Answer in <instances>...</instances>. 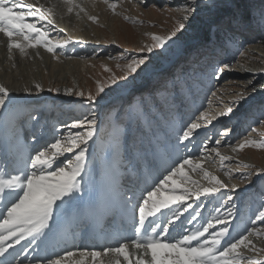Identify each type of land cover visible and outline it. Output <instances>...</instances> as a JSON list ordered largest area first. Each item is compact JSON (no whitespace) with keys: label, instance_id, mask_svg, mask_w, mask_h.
Masks as SVG:
<instances>
[{"label":"snow or ice","instance_id":"snow-or-ice-1","mask_svg":"<svg viewBox=\"0 0 264 264\" xmlns=\"http://www.w3.org/2000/svg\"><path fill=\"white\" fill-rule=\"evenodd\" d=\"M66 2L70 5L67 9L69 13L74 9L78 10L77 14L85 11L81 5L73 4L72 0ZM103 2L116 14L117 0ZM223 2L224 0H186L184 14L170 32L165 35L153 34L152 42L141 47L139 53H122L118 57H109L124 62L122 66L117 65L121 68V75L112 74L107 81L97 82L95 93L89 91L86 94L82 90L65 89L64 95L84 98L83 104L89 109L82 118L64 125L67 134L54 131L46 139L40 129L39 115L42 109L27 102L10 108V90L0 85V120L7 124L17 117L26 119L33 126L31 138L35 141L27 154H24L18 141L13 143L11 149L0 150V264H24V260L18 261L17 257L23 255L26 260L29 249H39V238L45 236L46 230H52L68 208L80 199L77 194L85 191L84 175L89 161V142L101 131L96 109L101 106L108 91L114 90L113 86L120 88L130 79L134 80L147 67L151 54L175 43L174 38L178 39V33H182L187 23L194 20L202 9L215 14L220 11ZM43 8V5L27 3L25 0H0V33L7 38L9 51L19 49L23 53L25 48L43 47L55 55L58 49H63L71 42V37L63 43L52 41L50 30L55 28L53 12L52 9L44 11ZM260 17L264 22V9H261ZM88 19L96 22L98 18L89 16ZM251 19V9L247 14L237 9L222 19L214 20L213 24L217 28L238 31ZM59 31L63 32V29ZM105 70L111 71L107 66ZM224 71V67H214L212 78L217 79V73L222 75ZM255 90L253 87L252 91ZM32 91H43V87L36 83L34 89H23L28 94ZM48 91L60 94L61 89L49 88ZM244 99L245 94L240 93L234 103ZM137 104L139 107L134 110L135 116L137 119H144L147 101L141 99ZM129 108L132 109V105ZM233 111L232 106L212 116L205 111H198V115L194 114L191 119L181 121L169 134V140L174 138L176 141L172 147L176 150L180 147L188 149L200 135L202 128L212 124L218 116L230 115ZM132 114L131 111L110 112L108 115L111 117V126L119 131L124 118H131ZM255 122L264 124V107L260 109V118ZM230 131L225 129L220 135L226 136ZM210 144L215 146L210 147ZM220 145L221 139L206 138L200 142L201 155L207 160L214 153L221 162L230 161L232 157L221 154ZM253 146L264 149V141L244 139L236 142L234 146L229 145L233 152ZM141 147L145 158L150 153L154 159H163L160 147L153 144L151 139L147 146L142 141ZM164 152H167V146L164 147ZM244 167L248 168L249 165ZM197 171L203 173L209 186L201 187L196 180L190 178L188 173ZM165 173L151 184H146L138 196L136 193L132 196L121 194L124 206L132 213L133 237L130 240L121 239L114 245L99 249H65L51 256L37 255L30 264H84L85 256L90 258L91 264H104L102 257L110 254L123 257L126 264H132L130 247L143 255V258L135 260V264H264V258H250L240 251L242 248L257 251L249 237L264 236V203L250 219L244 232L233 236V221L236 219L234 193L238 185L233 184L229 189L228 184L205 170L202 163L193 162L189 157L176 159L165 169ZM225 174L230 178L233 175L231 171ZM236 175L251 184L252 176L264 175V169H256L254 173L237 172ZM176 178H179V182ZM184 182L196 185L195 189L182 187ZM222 189L229 190L223 192ZM217 194L222 198L221 207L216 209L217 215L207 219L200 210L205 206L198 201L201 197H215ZM189 200L192 202L189 203ZM228 205L230 207L221 213V208ZM193 222H197L198 226ZM186 224L191 227H185ZM177 228L181 231L173 236L172 233ZM17 245L21 246L18 250ZM259 251L264 252V249ZM77 252L80 256L73 259ZM116 264H120L119 259Z\"/></svg>","mask_w":264,"mask_h":264},{"label":"rangeland","instance_id":"rangeland-1","mask_svg":"<svg viewBox=\"0 0 264 264\" xmlns=\"http://www.w3.org/2000/svg\"><path fill=\"white\" fill-rule=\"evenodd\" d=\"M120 2H122L121 5ZM117 3H119L120 7L116 9V14H114L107 5H104L103 10L101 11L98 8L96 9L95 6L90 5V9L82 6L85 11L79 12V14H77L78 10L76 9L69 13L67 10L70 6L69 4L61 5V20L64 21L65 16L67 15L68 24L70 25L71 21H73V23L70 25L71 31L69 32L63 28V32H60V26L55 23V29L58 30V34L50 35L52 41L63 43L68 39L65 37L66 35L74 38L80 36L82 41H90L91 46H80L81 49H85L84 55L81 56H78V54L66 55L63 50L62 52L60 51L61 49H58L56 54L53 55L52 53L47 52L43 47H38L44 51V57L39 55L38 57L32 58L29 62L23 61L22 65L19 66V70L28 73L25 79L35 80L37 78V81L41 82L39 84L45 88L43 90H47L46 92H49V88H59L60 86L65 85V88L67 89L74 86V90H82L86 94L89 91L95 93L97 82L102 83L107 81L112 74H115L116 76L121 75V68L117 67V65L119 64L122 66L124 62L117 59H109V57H118L122 53L125 55L139 53L141 47L152 42L151 36L153 34L165 35L170 32L177 23L180 22L185 8L187 7L186 0L184 2H176L175 0H173V2H171V0H150L146 3H142L139 0H128L126 2L124 0H117ZM73 4L80 5L82 3L77 1L73 2ZM237 9L245 14L251 9V21L241 27V29L249 28V30H255L254 32H251L249 39L243 38L245 35H240L236 31L228 30L226 28H217L213 24L214 20L222 19L220 14L221 11L226 12L225 16H227ZM261 9H264V0H224L220 6V11L215 14L202 9L194 20L187 23V26L182 33H178V39L174 38L175 43H170V46L166 45L164 49L155 50V52L151 54L147 67L144 68L143 71H140L139 75H137L134 80L130 79L127 84L121 82L123 84L122 87L116 88L113 86L114 90L108 91L105 99L101 101V106L96 109L100 128L105 129L106 131L104 133L107 135L113 137L119 136L120 140L124 136V131L128 128H134V131L136 132H130L129 135L133 134L136 138L145 136L144 130L150 132L152 130L155 131V129H161L159 124L156 123L161 119L159 118L161 116V110L156 107H152V110H149L148 113H146L147 111L144 112V119H142V121L134 117L133 114L131 118L125 117L123 126L119 131L111 126V117L108 114L110 112L114 113L115 111L130 112L131 109L127 106H117L119 98L127 92H134V90L139 88V85L148 83L150 80L157 77L161 68L170 64L175 57L181 55L185 50L191 48L193 53H201L208 47L218 44L221 46L220 51H222V53L223 50H230L232 52L234 55L232 60L228 64L222 65L226 71H224L222 75L217 73V79L212 78L214 67L208 68L207 71H201L195 68L194 72L198 75L196 78L193 77L195 74H193V69L188 72L189 81L186 82V86L181 87V89L184 90V97L187 98L188 94L193 92V90H191L192 87H194V90L198 88V94L196 95L198 100L193 99L187 102V104L191 111H196L198 109L199 111L208 110V112H213V107H215L214 102H218V113L226 111L228 106L233 107L234 111L232 114L218 116L216 120L221 118L220 121L222 122L218 121L215 123L216 120H214L212 124H210L215 130L218 128L231 130L229 134L226 135L228 137L226 142L220 145L219 150L222 155L227 153L225 152V149H227L230 144L234 146L239 140L249 139L257 142L264 141V124L255 122L260 118V109L264 107V104L262 107H257V105H261V96L264 95V22L261 21L260 17ZM53 14L56 15L57 13L54 12ZM89 16H96L98 19L96 22H93L88 19ZM125 17H129L130 19L126 20ZM81 23L82 26H78V24ZM73 24L77 26H73ZM86 24H89V27L83 29V26ZM0 35L3 34L0 33ZM203 37L204 40L198 42ZM90 38H92V40ZM71 41L74 40L71 38ZM222 41L226 43L223 44ZM164 58H166V61H164ZM63 59L79 60L80 65L70 68L69 76L66 78L67 80L59 82L55 80V76L57 74L61 75L60 72L62 70L59 68V64H61V61L64 62ZM105 66L111 71H106ZM236 68L239 69L236 70ZM246 70L254 72L252 78L244 77L243 74L238 76L234 73L240 71L245 72ZM228 71L229 73H227ZM203 72H205V74H203ZM231 73L232 75H230ZM256 73H259L258 76ZM205 75L208 77L201 80V77ZM44 78L46 79L45 85L43 84ZM179 81L182 80L178 79V82ZM197 84L200 86H197ZM33 86H35V84H33ZM253 87L256 89L255 91H252ZM49 93L60 103L65 102L66 104H69L67 106L72 107L74 104L79 107L81 109V114L80 117L75 119L82 118L89 111L88 107L83 104L84 98L67 96L61 92L60 94L55 92ZM213 93H215V95H213ZM240 93H244L246 99L234 103L237 101V96ZM45 94L46 93L43 92L42 95H38V98H45ZM115 99H117V101H115ZM18 102L20 101L18 100L15 105H17ZM132 108L135 110L137 106H133ZM147 109H149V106ZM253 109H258L257 112L255 111V114ZM154 115L157 117L154 118ZM212 115L214 114L209 116ZM228 117L236 120V122L229 120L225 122L224 120ZM245 117L254 118L244 119ZM151 118L153 119L152 121ZM139 122L141 123L138 125ZM224 123H226L225 126H223ZM149 124L151 125V129H149ZM166 124L168 125V123ZM242 127H249V130L242 131ZM240 130L242 131L241 134ZM139 131L141 132L139 133ZM205 136L206 135L201 136V141L205 140ZM218 138L219 137L217 136V139ZM224 138L225 137L220 138L221 141H223ZM212 146L215 145L213 144L211 147ZM238 152L236 159L240 158L242 159V162H252V168L264 169V149L253 146L245 148L242 152ZM212 156L214 157L211 158V162H216L218 168L221 164L227 162H221L219 157H216L214 153ZM197 161H204L205 163L207 162L210 164V162L203 160L201 157L193 159V162ZM252 168L249 167L246 172L241 169L236 170V174L237 172L254 173L256 169ZM263 176L264 175H253V182L251 184L242 181L238 175L233 176L236 180L241 181L235 193L240 189H245L247 191V188L252 192L251 201L247 199L246 194H244L242 199L235 198L234 196V211L236 215L240 213V209H246L245 205H247L252 209L251 216L254 217L261 204L264 203V191H258L257 188L253 190L255 180L262 178ZM204 180H206L205 177L202 181ZM202 181L199 180L197 182L201 185L203 183ZM232 181L236 184L239 183L235 182V180ZM230 188L231 187L229 186V189ZM229 189H222V191L226 192ZM220 199L222 200L221 197ZM260 199L262 201H260ZM227 207H230V205L223 208L227 209ZM256 238L262 239V241L259 239V243L256 244L261 245L259 250L264 249V236L256 237L254 235L249 237L252 241H256ZM240 251L243 255L250 258H264V252L262 251H259V254H254L251 250L243 248Z\"/></svg>","mask_w":264,"mask_h":264},{"label":"bare ground","instance_id":"bare-ground-1","mask_svg":"<svg viewBox=\"0 0 264 264\" xmlns=\"http://www.w3.org/2000/svg\"><path fill=\"white\" fill-rule=\"evenodd\" d=\"M81 6H85L88 7L91 6H95L96 9L98 8L100 11L103 10L104 5H106L103 0H77ZM77 1H72V2H77ZM82 1V2H81ZM125 2L128 0H124ZM142 2V0H139ZM150 0H143L142 3H146ZM176 2L178 1H185V0H175ZM25 2L27 3H33V4H40L44 6V9L46 11H48V9H52V12H56L57 16L55 14H53V18H54V22L59 25L60 29H65L66 31H71V23H73V21H69L70 25L68 24V18L67 15L65 16V20L62 21L60 18L61 15V5L63 4H68L66 2V0H25ZM171 2H173V0H171ZM122 4V2H120V5ZM119 3H118V7H120ZM177 5V4H176ZM117 7V8H118ZM94 8V7H93ZM137 8V7H136ZM43 9V10H44ZM90 9V8H89ZM44 10V11H45ZM93 10V9H92ZM95 10V9H94ZM97 11V10H96ZM61 12V13H60ZM155 13V12H154ZM223 13V14H222ZM150 14V13H149ZM222 18L226 15V12L221 11L220 12ZM59 15V16H58ZM73 26H77L74 25ZM78 26H82L81 24H78ZM89 27V24L84 25L83 29H86ZM255 30L248 29L247 31H244V35L245 36H249L251 34V32H254ZM51 33H58L57 29H52L50 30ZM65 36V35H64ZM66 38H69L70 36H65ZM74 41H71L70 43L66 44L64 49L68 48V50H77L78 48L81 47H87V45L91 46V42L84 40L82 41V38L80 36H78L77 38L75 37H71ZM92 40V38H90ZM67 40V39H66ZM7 38L4 35H0V85L6 86L7 88H9L10 90V98H11V104L9 105V107H13L14 104H16V102L19 100L21 101V104H24L26 102V100L32 98V100H35L38 98V95H42L43 92H45V97H53L51 96V94L49 92H46L45 90L37 92V91H32L30 94L28 93H24L23 89L24 88H32L34 89L33 84L36 83H41L37 81V78L35 80H26L25 77L27 76V72L19 70V66L22 65L23 61L25 62H29L32 58L34 57H38L39 55L44 57V51L41 48H25V51L22 53L19 49H12L11 51L8 50L7 48ZM71 43H75V44H71ZM82 43V44H81ZM190 49H187V51H189ZM46 52V51H45ZM185 53V51L181 54L183 55ZM48 55V54H47ZM71 55H73V53H71ZM81 55H84L83 53ZM78 55V56H81ZM180 56V55H179ZM178 57V56H177ZM59 59V58H58ZM81 59V58H79ZM64 60V59H63ZM58 61V60H57ZM61 64H59V68L62 70L60 73L61 75L57 74L55 76V80L59 81V82H63L65 80H67L66 78H68L69 76V71L70 68H74L77 67L78 65H80L79 60H64V62H60ZM176 64V63H175ZM175 66V65H174ZM242 68V67H240ZM239 68H236V70H238ZM244 70V68H243ZM226 71V70H225ZM229 73V71L227 72ZM236 75H244V77H251L252 78V74H254V72H251L249 70H246L245 72H234ZM257 76L259 73H256ZM232 75V73L230 74ZM234 75V74H233ZM43 83V82H42ZM46 83V79L44 78V85ZM63 86V87H62ZM59 88L61 89V93H64V90L67 89L65 88V85H62ZM71 86V85H70ZM74 87V86H73ZM73 87H71L73 89ZM225 88V87H224ZM45 89V88H43ZM163 91H166V87L163 88ZM168 95V93H165L162 96V99H165L166 96ZM127 95L123 94L122 98H126ZM158 96H155V99ZM67 99V98H65ZM117 100V99H115ZM175 100L177 101V105L179 106L178 109L176 108V106L174 105H166L163 108L164 112H167V114L169 113L170 116L168 115V117H171V119H175L178 118L180 119H185L187 117V114H192V116L198 113H194L195 111H191V109H187L186 104L179 102V97L175 98ZM65 103V102H63ZM218 102H214L215 107H213V112H208V110H206L205 112H207L209 115L214 114L217 115L218 114ZM66 104V103H65ZM73 104V103H71ZM69 105V104H67ZM68 110H75V108L67 106ZM210 107V106H209ZM44 108V106L42 107V109ZM2 111V110H0ZM190 118V117H189ZM40 120V126H41V131L47 126H53L55 127L56 125V121L51 118L48 114H44V122L45 124L42 125V119L39 118ZM221 118L219 120H216V122L220 121ZM72 121V120H71ZM14 123V125H12ZM26 123V119H21L19 117L15 118L14 120H12L10 123L7 124H3V120H0V150H6V149H11L13 143L15 142H19L20 145L23 147V149H30V146L32 144L35 143V141L32 140L31 138V133L32 130L30 129L29 126H25ZM140 124V123H138ZM210 126L206 125L205 129L208 128ZM225 126V125H223ZM103 128H101V132H102ZM6 131H8V134L6 135V137L4 136ZM67 131V130H66ZM45 132L46 134L48 133L47 131H42ZM128 133V132H127ZM208 135V132L207 134ZM160 139V143H157L155 145H157L158 147H160L161 150V154L164 152V147L167 146V152L169 153V162L168 164H170L173 161V158L175 156H177L178 154H180L179 150L174 149L170 143H168V129H165L163 131H161L159 133V135H157ZM200 136V135H199ZM199 136L197 138H199ZM250 137V136H249ZM150 138H148L147 140H149ZM3 141H4V146H3ZM99 140L96 137H94L93 141H91L89 143V161L88 164L91 163L94 159L96 160V162L93 163L94 165V169L96 170L95 172H93L92 174H95V177H97L100 181H91V180H85L84 181V188L85 191L82 193L77 194L78 197H80V199L76 200V203L81 202L82 200L94 196V195H99L101 191H104L105 195L107 192V189L112 186L114 188V186L112 185V181H109L108 177L106 176V171L107 169L103 166V164L100 162L101 159V154L103 152V150L108 146L109 148H111L114 152L117 158L120 157V154L124 155L126 153V150H128V148H130L132 146V142L129 140L128 142L126 140L124 141H120L118 138L116 139H112L109 140L108 142H106L104 145H97L95 143H97ZM152 141V140H151ZM27 142V143H26ZM121 143H124V149L122 151H119ZM198 142L194 143V146L196 147L197 145H195ZM228 150V151H226ZM244 150V149H243ZM240 152H242V150H238ZM233 152L232 148L228 147L227 149H225V155L232 157V159L230 161H227L223 164H221V166L218 168V166H216V162L212 163L211 162V158H207L206 161L210 162V164H208L207 162L205 163L204 161H197L203 164V167L205 168V170H207L208 172H210L213 175H216L219 179H221L222 181H224L226 184H228L230 187L231 185L235 184V185H239L241 183V181L236 180L233 176L236 175V170H245V172L247 171V169L249 167L252 168V162L248 163L246 161L242 162V159H236V157L238 156L239 152ZM179 152V153H178ZM229 152V153H228ZM214 157V156H212ZM203 160L204 157L202 158ZM236 159V160H235ZM120 160H124V158L120 159ZM133 163L130 164L129 166V170H128V165H124V164H117L116 165V169L117 172L122 176L124 173L130 171L133 172L134 170V166H135V162L132 161ZM231 162V163H230ZM244 165H249L248 168H245ZM234 166V167H233ZM232 167V168H231ZM222 168V169H221ZM252 169H256V168H252ZM187 171V169H186ZM227 171H231L232 172V177L230 178L228 175L225 174V172ZM190 178L196 181L199 180H203L204 179V175L201 172H189L188 173ZM146 175V174H145ZM145 175H142L141 177H138L135 179V181L140 182L141 180H143L142 182H144L145 180ZM112 177V176H111ZM264 179V176L261 180ZM235 182H239L238 184L234 183ZM118 182V181H117ZM179 182V180H178ZM203 183L199 186L204 187V186H209L208 185V181L204 180L202 181ZM181 186L183 187H187L186 183L184 182ZM126 189L125 191H135V186H124ZM189 187L194 190L196 185H192L189 183ZM124 191V192H125ZM138 194V191H136ZM105 211V207L102 208V212ZM109 216V215H107ZM133 223L132 221V215H129L128 219L125 221H123L122 226L120 227V229L124 230V228H129V226H131ZM109 221L106 222V231H104L107 235L111 236V238H114V232H113V228L112 226H110ZM131 228V227H130ZM127 231H130V229H127ZM79 234H84V231H79ZM256 236V235H255ZM119 237V235L117 236ZM257 237V236H256ZM261 240V238H256V241H253V244L256 245L257 243H259L258 240ZM252 240V239H251ZM70 240H65L63 247H67L69 245ZM261 247V245H256V249L257 251H252V253L254 254H259V248ZM97 249V248H95ZM247 250V249H246ZM250 250V249H249ZM80 256V253H76V257H74L73 259L77 258ZM129 256L130 259L132 260V264H135V260L137 258H143V255L141 252L136 251L133 247L129 248ZM150 258V257H149ZM102 259L104 260V264H116V260L119 259L120 264H126V262L123 260V257H116L114 254H110L107 257H102ZM84 260V264H91L90 258L85 256L83 257Z\"/></svg>","mask_w":264,"mask_h":264},{"label":"water","instance_id":"water-1","mask_svg":"<svg viewBox=\"0 0 264 264\" xmlns=\"http://www.w3.org/2000/svg\"><path fill=\"white\" fill-rule=\"evenodd\" d=\"M165 60L164 61H166V58H164ZM168 61V60H167Z\"/></svg>","mask_w":264,"mask_h":264},{"label":"trees","instance_id":"trees-1","mask_svg":"<svg viewBox=\"0 0 264 264\" xmlns=\"http://www.w3.org/2000/svg\"><path fill=\"white\" fill-rule=\"evenodd\" d=\"M204 38V37H203Z\"/></svg>","mask_w":264,"mask_h":264}]
</instances>
